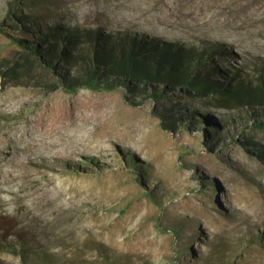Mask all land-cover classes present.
Returning <instances> with one entry per match:
<instances>
[{"label":"rangeland","instance_id":"obj_1","mask_svg":"<svg viewBox=\"0 0 264 264\" xmlns=\"http://www.w3.org/2000/svg\"><path fill=\"white\" fill-rule=\"evenodd\" d=\"M23 10L223 42L235 66L264 57V0H48ZM12 35L25 33L0 28V67L18 54ZM53 79L38 66L0 77V238L27 248L25 261L0 251L6 264H264V157L243 142L264 150V129L173 132L152 100L131 104L122 88L50 91Z\"/></svg>","mask_w":264,"mask_h":264},{"label":"trees","instance_id":"obj_2","mask_svg":"<svg viewBox=\"0 0 264 264\" xmlns=\"http://www.w3.org/2000/svg\"><path fill=\"white\" fill-rule=\"evenodd\" d=\"M47 1H7L0 28L25 35H12L18 54L0 67V77L38 66L54 78L47 83L50 91L122 88L131 104L152 100L153 113L173 132L207 122L223 129L233 126L242 133L248 127L264 129V57L235 66L230 60L235 53L223 42L185 44L104 25L66 24L23 10L24 5ZM220 109L227 113L218 115ZM243 142L257 146L258 155L264 157L257 141L246 137ZM0 251L27 258L22 243L18 247L0 238ZM0 264L5 260L0 258Z\"/></svg>","mask_w":264,"mask_h":264}]
</instances>
